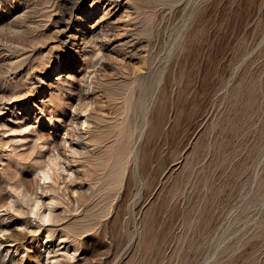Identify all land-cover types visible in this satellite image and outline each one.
<instances>
[{"label":"rangeland","instance_id":"obj_1","mask_svg":"<svg viewBox=\"0 0 264 264\" xmlns=\"http://www.w3.org/2000/svg\"><path fill=\"white\" fill-rule=\"evenodd\" d=\"M10 1L0 31L23 24L11 10L21 5L44 36L31 67L12 71L30 40L0 32V264H264V0H152L151 32H133L130 0H99L81 29L52 24L64 0ZM91 32L110 41L94 45ZM60 61L89 73L82 113L53 84L69 68L52 71ZM121 111L133 147L124 180L87 201L95 219L74 235L91 215L80 193L101 174L90 179L70 146L80 131L93 164L105 145L115 154Z\"/></svg>","mask_w":264,"mask_h":264},{"label":"bare ground","instance_id":"obj_2","mask_svg":"<svg viewBox=\"0 0 264 264\" xmlns=\"http://www.w3.org/2000/svg\"><path fill=\"white\" fill-rule=\"evenodd\" d=\"M42 1H44L45 4L49 2V0H42ZM42 1L40 3H42ZM98 1L99 0H91V3H87V0H64L63 2H61L60 4L57 5L56 11L58 12V15L53 20L52 24L67 25L70 23L71 18H76V20H78L80 23L77 24L75 27H76V29H81L82 28L81 25H85V26L87 25V24H85L86 22L84 21L85 17L89 16L90 13H93L95 10H97V8L99 6L97 3ZM113 1H116V0H113ZM130 1H131V3L134 4L135 10H137L136 16L133 18V21L137 20V22L134 24V26L136 24H138V26L134 28L133 32H144V31L145 32H147V31L151 32V22H150V14L151 13L147 9L149 6H151L150 3L152 0H130ZM79 2L82 3V6L78 5ZM52 4H53V1H51V4L49 6H51ZM20 6L21 5H18V6L16 5V6L12 7L11 10H14L12 12L16 11L15 13H17L18 15L15 14L16 15L15 17L22 19L24 21L23 24L20 23V25H12V24L8 23L6 26H4V29H6L5 27H7L8 33L14 34L15 36H18V37L26 36L27 38H29L30 41L27 44H23L26 42V41H23V42H21V46L16 47L15 51H20L21 53L19 54V56L16 59H13V62H11V65H12L11 70L12 71H15L17 69H25L27 67L29 69L31 67L30 64L33 62V58L35 57L37 44L42 43V37L44 36V34L42 32L38 31V29H40V27H41L40 26L41 22L28 20L27 18L30 17L29 9H27L28 6L24 7V8L23 7L21 8ZM49 6L46 5V7H49ZM74 9H76L77 11H75ZM31 10H32V8H31ZM101 10L104 12L105 8H101ZM9 11H7V12H9ZM44 12H46V11H44ZM106 12L107 13L103 14L102 17L109 14V9H107ZM47 13L49 14V15L47 14V16H48L47 19L49 21L51 15H50V12H47ZM52 27H55V26H52ZM1 28L2 27H0V29ZM3 30H1V31H3ZM85 35H86V32H84L82 34L83 38L85 37ZM89 36H91L93 38H89V39H87V41L88 42L93 41L94 45H96V43H97L94 40V36H96V39L102 38L104 40L106 39L107 41H110V39L108 37L109 35L106 32H103V33H100V32L92 33L91 32L90 34H88V37ZM100 46L104 47V45H102V43H100ZM25 47H30L32 54L21 57L22 55H24L26 53ZM76 54L78 55V52ZM72 56L73 55H70V57H72ZM73 64H74L73 62H68L67 64H63V62L60 61L59 63H56L54 65L52 71L59 70L64 65V67H69L68 70H65V72L69 73V71L76 69L73 66ZM57 73L56 74L54 73L52 75L56 76V75H58ZM67 73H65L64 75L59 74V76L57 77V81L54 82L53 84L55 87H57V89L62 90V91H66L69 93V96L73 99V101L75 103L74 110L75 109L78 110V114H79V113L84 112L85 109L90 105V103L88 101V99L90 98V94H89L88 90L89 89L93 90V86H92L93 83H92V81H89V82L87 81V77H88L89 73L82 70V69L76 71L75 73H69V74H67ZM5 91H6V93L10 92V90H8V89H5ZM123 102H124V106H122L121 109L123 107L127 106L128 98L126 97ZM133 102H134V100H133ZM78 114L74 118L75 120L73 122L77 121V123L83 127L85 125V123L87 122V117L84 118L83 120H81V116H78ZM122 114H123V111H121L119 113L120 117L115 118L113 123L110 124V131L113 132L112 135H116V136L118 135L119 136L120 134H123V137L121 139L122 147L114 154L113 153V149H114L113 145H105L104 148L107 151L106 155L99 156L97 158L100 160V164L95 165L89 161L90 156L88 157V155H92V152H93L92 149H89L88 143H89L90 139H86L87 141H86V143H84L82 140L85 139L86 135L82 136L80 131L78 132V135L75 139L77 141V147L73 148L70 146V153L73 154L71 161L76 162V163L78 162L77 166H79V165L84 166L85 167V173L90 179H94L95 176L101 174L100 175L101 177L97 178V182H99V183L97 184V186L95 188H92L91 186H87L80 193V199L85 198V200L82 202L83 204H85L84 210L89 211L91 209V215H90V217H88V215L84 214V215H82L81 221L77 220L75 223L71 224V226L68 228V230L70 232H72L74 235H81L82 233L87 232L89 230L88 227L91 226V225H89V221H93L92 219L94 218V215H95L93 213V210H92L93 206L91 204H89L90 202L87 203V201H90L92 198H94L97 195H104V199L100 201L103 203L105 201V198L109 194V192H111L116 187L118 188V186H120L124 180V169L126 167L125 165L128 163L127 158L128 159L130 158L129 156L132 153L133 147L131 145L132 137L129 133V130L125 126L126 120L122 117ZM125 116H127V115L125 114ZM126 119H127V117H126ZM115 127L117 129H114ZM86 132H87V130H86ZM112 135H109L108 138H110ZM104 136H105L104 134L98 135V140H97L98 145L101 144L102 138ZM65 142L66 141L63 140V143H65ZM111 159H113L112 163H110ZM126 161H127V163H126ZM102 170H106V173L104 174L102 172ZM41 173H42V176H41L42 178L47 177L46 172L42 171ZM37 182H38V180H37ZM37 184H39V183H37ZM100 202H98L97 205H99ZM10 204H12V203L10 202ZM90 206H92V207H90ZM100 215H101V213H100ZM97 218H100V217H97ZM2 231H3V229H0V232H2ZM15 240H16L15 238H13V239L11 238L10 240H7L5 244L7 246L14 247V245L12 243ZM0 244H1V242H0Z\"/></svg>","mask_w":264,"mask_h":264}]
</instances>
